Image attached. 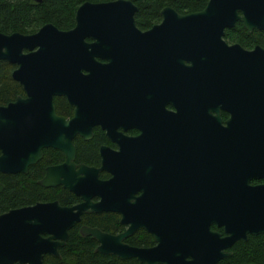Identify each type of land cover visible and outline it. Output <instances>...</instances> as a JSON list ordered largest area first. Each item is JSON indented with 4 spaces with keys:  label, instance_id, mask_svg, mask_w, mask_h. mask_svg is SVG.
I'll return each mask as SVG.
<instances>
[{
    "label": "water",
    "instance_id": "95a60500",
    "mask_svg": "<svg viewBox=\"0 0 264 264\" xmlns=\"http://www.w3.org/2000/svg\"><path fill=\"white\" fill-rule=\"evenodd\" d=\"M136 11L137 6L130 0L85 1L76 9L75 24L70 29L45 23L33 33L0 32V60L15 65L11 76L24 92V96L18 95L14 101L0 106V172L27 173L28 167L42 158L43 147L53 146L64 153L65 161L47 167L38 183L62 184L85 201L73 207H63L58 202L36 203L1 214L0 264L16 261L43 264L44 254L58 257V247L65 244L68 228L91 206L82 184L89 174L92 181H97L94 178L99 169L79 165L75 170L72 138L80 131L81 122L76 114L69 120L56 115L53 96L64 94L74 103L76 95L72 91L78 84L85 90L93 85L115 84L122 79L121 72L130 62L136 65L135 51L139 45L149 43H159V47L154 44L157 51L167 52L176 60V82L195 85L198 97L206 100L208 114L214 111V118L219 120L218 108L222 106L229 112L223 130L237 140L234 145L239 149L232 155H224L227 164L224 165V197L225 203L229 199L233 214L224 218L223 237L210 229H191L188 238L181 241L207 249L205 253L211 255L207 262L200 258L202 252L195 257L189 255L191 260L176 262L164 260L176 259L177 253L166 255L160 245L128 246L122 239L133 229L111 235L83 226L80 233L96 239L99 242L96 251L100 253L136 257L147 264H216L230 254L221 249L229 248L239 239H247L248 235L264 233V186L248 184L253 176L264 179V47L256 45L246 49L224 38V30L237 21L247 31L264 29V0H207L202 10L183 14L165 6L160 10L162 21L144 32L135 25ZM86 38L94 42H86ZM124 45L128 50L125 53ZM105 50L118 53L101 55ZM97 56L108 63H99ZM186 61L189 66L185 65ZM182 66L186 67L185 71L179 69ZM111 96L118 95L111 92ZM107 156L100 169L113 172L114 177L98 184L112 190L120 186L112 170L115 166L111 167L113 161L120 159V153L113 155L111 161ZM253 169L261 173L253 175ZM227 170L232 174L228 175ZM2 188L0 184V191ZM116 195L120 196V192ZM225 211L226 208L224 215ZM199 233H202V242L195 244L194 234ZM154 235L160 240L158 233Z\"/></svg>",
    "mask_w": 264,
    "mask_h": 264
},
{
    "label": "flooded vegetation",
    "instance_id": "af4514ba",
    "mask_svg": "<svg viewBox=\"0 0 264 264\" xmlns=\"http://www.w3.org/2000/svg\"><path fill=\"white\" fill-rule=\"evenodd\" d=\"M161 21L160 16L149 27L140 28L136 22L135 25L144 32ZM85 41L93 43L94 39L86 38ZM154 44L139 45L140 48L135 51L136 65L130 62L121 72L122 79L115 84L110 82L93 85L87 90L81 89L78 84V87L76 86L72 91L73 95H76V97L73 96L74 103H71L64 94L53 96L56 115L69 120L76 114L81 122L80 131L72 138L75 148L73 160L75 170H78L79 165L99 169L97 178H94L97 181H92L90 174L83 180L82 185L87 191L91 206L87 208V211L80 213L79 220L68 228V236L72 229H77L81 236H89L80 233L83 226L96 228L111 235L133 229L122 239V242L128 246L152 248L160 245L162 253L166 255L177 253L176 259L164 258V260L176 262L191 260L192 256L195 257L199 255L198 252H202L203 257L200 258H204L207 262L211 259V255L205 253L207 249H201L202 246L199 249L196 244L199 241L202 242V233L194 234L193 240L196 245H187L181 241L184 237L188 238L187 235L191 229L195 231L210 229L219 233L220 237L224 236V218L233 214L229 199L225 203L224 197V155H232L239 149L234 145L236 139L229 137L230 134L223 130L230 116L229 112L222 106L218 108L219 120L214 118L216 115L214 111L208 114L206 100L198 97L197 87L188 82L177 83L176 60L166 54L167 52L157 51L160 44L157 43V47ZM165 44L167 45L166 42ZM123 51V53L128 51L125 45ZM108 53L117 54L118 52L105 50L101 55ZM96 60L99 63H108V60L100 56H97ZM185 65L189 66V62L186 61ZM179 69L185 71L186 67L182 66ZM191 88L195 90V94ZM111 92L118 96L110 97ZM58 99L61 100L59 103L64 104L65 109L62 106L57 107ZM96 136L100 138L96 148V161L89 164L77 160V143L90 141ZM49 149L59 151L63 157L61 161L47 165L43 176L47 167L60 165L65 161L64 153L53 146L43 147L42 157ZM117 153H120V159L113 161L111 167L115 166L112 170L117 175L120 186L105 190L106 188L104 186L102 188L98 182L103 184L112 179L114 173L100 168L104 156L108 155L107 158L111 161V157ZM226 173L232 174L230 170ZM260 173L255 172V169L251 172L253 175ZM0 184L3 186L1 193L4 185L1 181ZM248 184L264 186V179L253 176L248 180ZM43 187H61L73 194L75 199L69 204H62L54 199L36 201L25 206L58 202L63 207H73L85 202L62 184ZM118 191L120 196L116 195ZM104 213L117 216L119 224L117 231L103 230L97 225L86 222L87 216ZM155 233H158L160 240L155 239ZM47 235L41 234L42 237ZM91 238L96 243L94 249L96 251L99 242ZM233 244L220 251L231 253ZM64 245L58 247V253ZM101 254L120 258L113 253ZM45 255L54 256L44 254L42 262ZM226 256L221 257L216 264H219ZM120 259H135L140 264H147L136 257ZM11 264L20 263L16 261Z\"/></svg>",
    "mask_w": 264,
    "mask_h": 264
},
{
    "label": "trees",
    "instance_id": "16d2710c",
    "mask_svg": "<svg viewBox=\"0 0 264 264\" xmlns=\"http://www.w3.org/2000/svg\"><path fill=\"white\" fill-rule=\"evenodd\" d=\"M85 1L110 0H42L40 3L32 0H0V32L33 33L45 23H52L60 29H70L75 24L76 9ZM130 1L137 6L134 18L140 28L149 27L158 20L160 10L165 6H170L183 14L200 11L207 3V0ZM224 38L229 43H238L247 49L256 45L264 47V29L247 31L240 21L224 30ZM14 67L15 65L8 61L0 60V105L15 100L18 95L24 96L21 85L11 76ZM60 101L57 100V107L62 106L65 109ZM99 141L100 138L96 136L90 141L78 142L76 159L89 164L95 162ZM62 157L59 151L49 149L39 161L29 167L27 173H0V181L4 185L0 193V213L36 201L56 199L62 204L73 202L75 197L67 190L61 187L45 188L38 183L43 176L44 168L61 161ZM87 221L103 230L117 231L119 228L118 218L112 213L90 215L86 217ZM95 245L90 236H81L77 229H72L69 231L67 242L59 249L60 256L45 255L43 264H140L135 259H120L114 255L101 254L94 250ZM230 251V255L224 257L219 264H264V233L249 235L246 240H238Z\"/></svg>",
    "mask_w": 264,
    "mask_h": 264
},
{
    "label": "rangeland",
    "instance_id": "374dc122",
    "mask_svg": "<svg viewBox=\"0 0 264 264\" xmlns=\"http://www.w3.org/2000/svg\"><path fill=\"white\" fill-rule=\"evenodd\" d=\"M226 40V39H225ZM227 41V40H226ZM228 42V41H227ZM229 43V42H228Z\"/></svg>",
    "mask_w": 264,
    "mask_h": 264
}]
</instances>
